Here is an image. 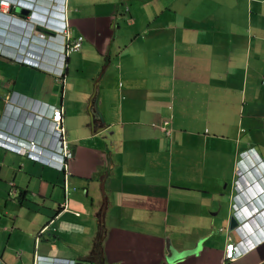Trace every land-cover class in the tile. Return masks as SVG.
<instances>
[{
  "label": "crops",
  "instance_id": "0c3cea01",
  "mask_svg": "<svg viewBox=\"0 0 264 264\" xmlns=\"http://www.w3.org/2000/svg\"><path fill=\"white\" fill-rule=\"evenodd\" d=\"M39 1L27 9L38 18L7 17L30 59L47 45L24 25L43 21L52 0ZM62 4L71 37H82L63 86L52 70L3 56L0 126L43 141L36 115L62 106L78 146L68 176L0 147V264H264V243L224 257L239 232L230 208L247 192L248 177L234 188L243 153L253 148L264 167V0ZM47 48L43 64L56 57Z\"/></svg>",
  "mask_w": 264,
  "mask_h": 264
},
{
  "label": "clouds",
  "instance_id": "9594fccd",
  "mask_svg": "<svg viewBox=\"0 0 264 264\" xmlns=\"http://www.w3.org/2000/svg\"><path fill=\"white\" fill-rule=\"evenodd\" d=\"M34 5H38L40 3L39 0H34ZM32 0H0V36L2 34H7V17H9L12 21H15L17 26L20 25L19 21H25L23 19V15H31L32 17H37V14H31L32 11L27 10L28 7L32 6ZM63 8L62 0H52L50 4V8L47 10L46 15L41 19L43 21H37L36 24L30 25L25 23L26 26H30L26 29L27 32H31V36L34 34L38 36L39 39L45 38V34L39 31L41 27L43 31H49L52 34H48L46 37V44L51 48L52 52H56L55 59L49 58L47 62L50 60V64H43L40 60L36 58H28L26 54L20 52V50L16 51V53H7L1 54L2 56H9L15 61L26 63L33 65L40 69H48L52 70L55 78L59 80L60 84L63 86L64 84V72H65V60L68 57V54L65 58L62 56L61 52V41L63 39L64 31H68V21L66 17V13L61 12ZM16 10L18 12H16ZM64 13V14H63ZM40 17V14H39ZM28 22V21H27ZM15 30L12 34H14ZM70 34V33H69ZM71 37V35H70ZM73 39V37H71ZM8 40V39H7ZM9 45V44H7ZM10 46V45H9ZM13 49H17L15 46H11ZM54 54V53H53ZM55 63L53 67L52 63ZM49 108L42 111V114L36 115L39 120H42V127L45 130H48L49 133L46 134L47 139L43 141L39 140H31L25 139L21 137L14 136L8 132L3 130V127L0 126V147L6 150H11L19 155L25 156L35 162L40 164L49 166L59 172H62L64 176H68V162L73 157V152L77 150L74 146H78L74 144L73 146L67 140L65 136V128L63 126V107L62 106H48ZM59 112V120L56 122L54 120L55 112ZM47 115H50L47 117ZM166 122L165 131L170 133V129L168 128V120H163L161 127H163V123ZM31 143L36 144L38 147L37 150H30ZM23 147L25 151H21L20 148ZM68 151L70 156H65L64 151ZM40 151V158L35 159L31 155L36 154ZM247 158V168L238 171V176L234 181L235 191L238 189L240 185V178L242 181L245 180V177H248L246 180V194L245 197H242L241 200L232 205L230 208V214H233L236 218L237 225L229 230H238V238L237 240H232L229 237L226 245L228 243H232V255L231 257L226 256V245H225V259L228 261H235L237 258L253 251L257 247H259L262 243H264V167L260 160H258L257 166L262 170L261 173L257 174V166H255L254 160L258 158L253 148L245 151ZM54 165H61V168L55 167ZM11 185L13 183L11 182ZM11 195H16L15 189L11 187L10 190ZM61 210L65 209L67 206H62ZM77 260L81 259H57L56 262L59 264H75ZM85 262V261H84ZM88 262V261H87Z\"/></svg>",
  "mask_w": 264,
  "mask_h": 264
},
{
  "label": "built area",
  "instance_id": "2783aa9c",
  "mask_svg": "<svg viewBox=\"0 0 264 264\" xmlns=\"http://www.w3.org/2000/svg\"><path fill=\"white\" fill-rule=\"evenodd\" d=\"M63 33H64V35H63V39H62L61 45H60V48H61V52L60 53H62V56L65 58L70 52L78 51L80 49L81 43H82V37L81 36H77V37L71 39L70 34L68 33V31H64ZM54 120H56V122H58V120H59V112L58 111L55 112ZM165 125H166V122L163 123V127L162 128H165ZM33 149L37 150L38 147L36 146V144L31 143L30 150H33ZM20 150L22 152L25 151V149L23 147H21ZM64 155L65 156H70V153L65 150L64 151ZM31 156L33 158H35V159H39L40 158V151H38L36 154L31 155ZM54 166L58 167V168H61V165H59V166L54 165ZM232 247H233L232 243H228L226 245V256L227 257H231V255L233 253Z\"/></svg>",
  "mask_w": 264,
  "mask_h": 264
},
{
  "label": "rangeland",
  "instance_id": "374dc122",
  "mask_svg": "<svg viewBox=\"0 0 264 264\" xmlns=\"http://www.w3.org/2000/svg\"><path fill=\"white\" fill-rule=\"evenodd\" d=\"M16 12H18V11L16 10ZM16 33H18V31H16L14 34H16ZM14 34H11V35L10 34H2L0 36V63L5 62V59L3 58V56L1 54H7V53H10V52L16 53V51L20 50L19 45L17 43V36H14ZM21 36L22 35H20V37ZM45 36L47 37L48 34H45ZM9 38H12L11 40L14 43L13 46L17 47V49H14V50L7 49V44H8L7 39H9ZM47 49H48L47 45L45 46V49L44 48H39L40 56L38 58H36V59L42 58L41 56H43L44 53L47 52ZM24 53L26 54L27 51H24ZM1 59L3 60L2 62H1ZM60 87H61V85H59V90H60Z\"/></svg>",
  "mask_w": 264,
  "mask_h": 264
},
{
  "label": "water",
  "instance_id": "95a60500",
  "mask_svg": "<svg viewBox=\"0 0 264 264\" xmlns=\"http://www.w3.org/2000/svg\"><path fill=\"white\" fill-rule=\"evenodd\" d=\"M236 225H237L236 218L234 217L233 214H230V216H229V228L232 229ZM174 257H175V254H172V257L171 258L169 257V259L172 260ZM169 259L167 257V262H169ZM75 264H92V263L84 262L83 260H77Z\"/></svg>",
  "mask_w": 264,
  "mask_h": 264
},
{
  "label": "trees",
  "instance_id": "16d2710c",
  "mask_svg": "<svg viewBox=\"0 0 264 264\" xmlns=\"http://www.w3.org/2000/svg\"><path fill=\"white\" fill-rule=\"evenodd\" d=\"M24 198V197H23Z\"/></svg>",
  "mask_w": 264,
  "mask_h": 264
}]
</instances>
